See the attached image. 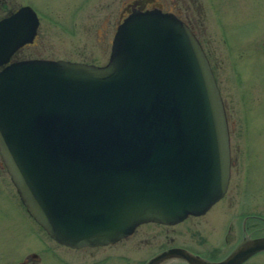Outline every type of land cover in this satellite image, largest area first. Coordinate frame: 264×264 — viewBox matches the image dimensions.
I'll return each instance as SVG.
<instances>
[{
	"label": "water",
	"instance_id": "1",
	"mask_svg": "<svg viewBox=\"0 0 264 264\" xmlns=\"http://www.w3.org/2000/svg\"><path fill=\"white\" fill-rule=\"evenodd\" d=\"M28 4L0 19V64L37 33ZM0 152L28 211L71 246L142 221L202 212L229 179L224 103L204 49L170 11L134 9L109 58L10 61L0 69ZM264 248L247 240L225 264Z\"/></svg>",
	"mask_w": 264,
	"mask_h": 264
},
{
	"label": "flooded vegetation",
	"instance_id": "2",
	"mask_svg": "<svg viewBox=\"0 0 264 264\" xmlns=\"http://www.w3.org/2000/svg\"><path fill=\"white\" fill-rule=\"evenodd\" d=\"M217 1L120 0L118 12L115 8L106 14L111 26L109 30L105 26L100 39L104 44L97 52L105 61L97 64L107 61L117 25L134 9L160 8L175 13L189 25L209 59L226 112L230 169L224 193L206 210L189 213L179 220L142 221L115 241L71 246L57 241L27 210L0 153V264H225L244 242L264 236V156L259 153L264 151L262 61L254 75L247 49L241 48L239 55L245 68L236 66L235 44L234 41L231 44L232 36L222 22L225 16L235 20L237 10L232 9L246 3L251 9L258 6L263 11V24L258 27L252 46L256 56H250L256 61L259 54L264 55V0H225V4ZM26 4L36 11L29 0H0V19ZM38 17L34 38L19 46L8 62L44 57L34 54L33 48L41 23ZM231 19L227 20L231 22ZM218 49L224 59L221 65ZM230 58H233L231 63ZM5 64H0V69ZM253 116L258 117L263 128L262 145L258 148L262 150L258 152L247 145L246 123ZM237 123L241 124L240 130L236 128ZM235 264H264V248L249 253Z\"/></svg>",
	"mask_w": 264,
	"mask_h": 264
},
{
	"label": "rangeland",
	"instance_id": "3",
	"mask_svg": "<svg viewBox=\"0 0 264 264\" xmlns=\"http://www.w3.org/2000/svg\"><path fill=\"white\" fill-rule=\"evenodd\" d=\"M29 1L34 3L36 12L41 20L39 34L33 44V48L36 49L34 54L44 57H62L70 60L81 59L96 63L105 61V58L98 55L97 52L103 46L102 44H104V40L100 42V39H103L102 36L105 26L108 27V30L111 26L110 22H107L106 14L111 10L114 11L115 8L117 9L115 11L118 12L120 0ZM217 2L218 4H225V0H218ZM220 9L223 10L224 8ZM235 9L237 10L235 13L236 19H231L229 16H225L224 18L222 13L224 18L222 22L232 36L231 44L234 41L236 45L235 48L233 44L237 55L235 61L236 66L241 69L245 68L243 66L242 55H239V49L246 48V55L249 57L254 75L257 73L261 60V73L264 76V55L261 56L258 53L259 56L256 61L250 58V56H256L255 49L252 46L254 47L253 42L258 34V27L263 24V20L261 19L263 11L258 6L255 9H251L248 3L241 7L233 8L232 10ZM227 19H231V22ZM235 38L240 42L234 40ZM219 44V48L221 49V43L219 42ZM220 49H218V55L220 56L219 60L221 65L224 59ZM232 59L230 58L229 63H231ZM246 125V137L249 143L247 145H250L255 152L261 151L262 148L259 150L258 148L259 145H262L260 132L263 131V128L260 127L258 117L253 116L250 119L248 118ZM240 127L241 124L237 123L236 128L240 130ZM259 153H262L264 156V151ZM262 169L264 171V158L262 160Z\"/></svg>",
	"mask_w": 264,
	"mask_h": 264
}]
</instances>
